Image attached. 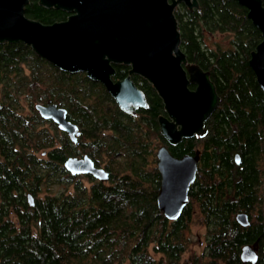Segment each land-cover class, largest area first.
<instances>
[{
    "label": "trees",
    "instance_id": "obj_1",
    "mask_svg": "<svg viewBox=\"0 0 264 264\" xmlns=\"http://www.w3.org/2000/svg\"><path fill=\"white\" fill-rule=\"evenodd\" d=\"M197 2L173 10L180 49L208 71L219 103L204 135L176 144L160 132L163 102L145 78L133 75L147 106L125 113L84 72L62 71L22 41L0 42V264H264V93L248 64L261 32L237 0ZM24 14L44 24L68 16L39 0H29ZM214 33L227 34V46L208 45L205 37ZM47 100L78 124L77 142L39 115L34 105ZM107 143L128 172H109L107 183L85 175V185L65 170V158L79 154L76 145L93 157ZM159 145L174 156L199 150L176 219L156 204ZM237 212L248 215V225L235 220ZM191 224L205 227V246L182 259ZM246 244L257 246L254 263L240 258Z\"/></svg>",
    "mask_w": 264,
    "mask_h": 264
},
{
    "label": "water",
    "instance_id": "obj_2",
    "mask_svg": "<svg viewBox=\"0 0 264 264\" xmlns=\"http://www.w3.org/2000/svg\"><path fill=\"white\" fill-rule=\"evenodd\" d=\"M29 0H0V42L22 41L46 61L62 71L84 72L103 84L122 111L131 113L146 107L145 95L130 76L112 81V64L130 66L129 74L145 78L163 102L164 115L158 117L162 136L171 144L184 137L202 136L205 120L219 103L209 73L188 62L180 49V34L174 8L183 3L192 9L197 0H39L44 7H55L70 15L61 21L44 24L24 14ZM261 32V41L250 52L248 64L264 93V5L262 0H237ZM194 84V88H190ZM39 115L51 119L72 141L77 126L66 118V109L47 100L34 105ZM160 181L156 204L168 219H176L188 201L194 181L199 150L174 156L165 145L156 149ZM239 162L238 154L234 155ZM72 174L87 172L104 181L107 173L95 168L87 156L68 157L64 163ZM30 204L33 197L27 194ZM235 220L249 223L245 212ZM256 244L241 247L244 262L257 260Z\"/></svg>",
    "mask_w": 264,
    "mask_h": 264
},
{
    "label": "flooded vegetation",
    "instance_id": "obj_3",
    "mask_svg": "<svg viewBox=\"0 0 264 264\" xmlns=\"http://www.w3.org/2000/svg\"><path fill=\"white\" fill-rule=\"evenodd\" d=\"M67 14H68V16L70 15V13H68L67 12ZM67 16V17H68ZM66 19V18H65ZM112 67H113V69H114V73H113V75L111 76V79H112V81H118V80H122V79H124L125 77H127V76H130V78L132 79V81L134 82V79H133V75H137V74H129V69H130V66L129 65H126V64H121V63H117V64H112ZM121 70H125V72L124 73H121ZM139 76V75H138ZM141 77V76H140ZM143 78V77H142ZM134 84L137 86V84L134 82ZM190 86H192V88H194L195 87V85L194 84H190ZM138 87V86H137ZM108 92V91H107ZM109 93V92H108ZM110 94V93H109ZM110 96H111V94H110ZM112 97V96H111ZM113 98V97H112ZM114 99V98H113ZM119 107V106H118ZM137 108V107H136ZM135 108V109H136ZM135 109H134V111H132L131 113H134L135 112ZM123 112H125V111H123ZM125 113H127V112H125ZM66 118L69 120V121H71L68 117H67V112H66ZM72 122V121H71ZM72 123H74V122H72ZM76 126H77V130H78V134H79V127H78V124H76V123H74ZM108 134V133H110L109 131H107V132H105V134ZM78 134H77V136H78ZM77 136H76V140L75 141H73V142H77ZM69 139H70V137H69ZM101 139H105L107 142H109L110 141V137H108L107 135L103 138V137H101ZM71 140V139H70ZM160 146V145H159ZM75 147H77V150L79 151V154H77V155H74V156H68V157H76V158H78V159H82L84 156H87L89 159H90V161L92 162V165L95 167V168H98V169H101V170H103V172H106L107 173V179L106 180H104V181H101V180H99V179H97V178H95V177H93L91 174H89V173H87V172H79V173H75L74 175H78V176H80V179H81V181L85 184V182H87L88 184H90L87 180H86V176L85 175H90V176H92L94 179H96V180H98V181H100V182H104V183H107L108 181H109V172H128V170H127V164H126V162L123 160V158H122V156L121 155H116L115 156V158L116 159H119V160H121L122 161V164L123 165H119L118 163H116V161H114L113 159H112V157H111V145H110V143H107L106 144V146H104V147H102V146H100V147H98V150H96V151H99L100 152V154H99V156L95 153L94 155H93V157H90V156H88L86 153H84L83 152V149L82 148H80V146H75ZM183 155V154H182ZM67 157V158H68ZM67 158H65V160H64V162H63V166H64V168H65V170L67 171V172H69V173H71V171L70 170H68V169H66V167H65V165H64V163H65V161H66V159ZM119 160H117V162L119 161ZM198 163H199V160H198ZM198 163H197V168H198ZM155 165H156V168H157V158H156V163H155ZM158 170V169H157ZM198 170V169H197ZM158 172H159V170H158ZM196 173H197V171H196ZM72 174V173H71ZM197 175V174H196ZM196 177V176H195ZM85 180V181H84ZM159 181H160V179H159Z\"/></svg>",
    "mask_w": 264,
    "mask_h": 264
},
{
    "label": "rangeland",
    "instance_id": "obj_4",
    "mask_svg": "<svg viewBox=\"0 0 264 264\" xmlns=\"http://www.w3.org/2000/svg\"><path fill=\"white\" fill-rule=\"evenodd\" d=\"M205 41L210 46H214L215 44H220L221 46H227L228 44V35L224 33H214L212 35H206ZM21 104L23 106V112H28L26 107L25 99L22 97L20 99ZM85 181V180H84ZM85 185H89L85 182ZM187 234L191 237V243L187 251L182 255V259L186 258L190 254H199L203 251L205 246V227L201 225L191 224L190 229Z\"/></svg>",
    "mask_w": 264,
    "mask_h": 264
},
{
    "label": "bare ground",
    "instance_id": "obj_5",
    "mask_svg": "<svg viewBox=\"0 0 264 264\" xmlns=\"http://www.w3.org/2000/svg\"><path fill=\"white\" fill-rule=\"evenodd\" d=\"M193 256V255H192Z\"/></svg>",
    "mask_w": 264,
    "mask_h": 264
}]
</instances>
